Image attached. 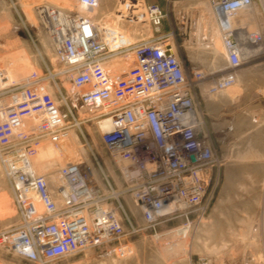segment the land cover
I'll return each mask as SVG.
<instances>
[{"label": "built area", "instance_id": "built-area-1", "mask_svg": "<svg viewBox=\"0 0 264 264\" xmlns=\"http://www.w3.org/2000/svg\"><path fill=\"white\" fill-rule=\"evenodd\" d=\"M68 1L77 11L49 4L35 10L61 64L56 75L70 80L88 115L86 122L94 125L109 154L129 163L121 175L145 222L154 226L176 217L188 219L203 208L214 162L194 92L196 75L200 80L206 76H188L175 46L160 32L166 18L161 6H145L144 15L137 7L120 6L121 21L137 24L146 18L156 34L129 41L86 13L97 11L102 0ZM212 3L226 67L208 91L220 93L236 85L238 70L252 56L251 42L261 37L228 23L249 11L253 0ZM118 59L131 64L114 79L107 66ZM7 77L0 71V163L19 222L0 232V248L43 263L124 237L115 205L121 193L108 180L102 185L87 164L78 159L60 163L55 182L49 174L35 172L40 148L50 144L58 149L74 124L55 101L48 77L36 71L19 80ZM104 124L109 130L101 129Z\"/></svg>", "mask_w": 264, "mask_h": 264}, {"label": "rangeland", "instance_id": "rangeland-1", "mask_svg": "<svg viewBox=\"0 0 264 264\" xmlns=\"http://www.w3.org/2000/svg\"><path fill=\"white\" fill-rule=\"evenodd\" d=\"M40 4L64 11L78 9L68 0H0V71L13 80L33 71L48 77L55 101L74 124L68 137L59 140L58 149L50 144L40 148L35 172L49 174L55 182L60 163L78 159L87 164L102 185L108 180L121 193L115 205L125 236L43 263L0 248V264H264V0H253L252 8L235 19V28L261 39L251 42L248 53L252 56L240 68L247 75H238L236 85L220 93L208 91L221 74L217 72L226 67L223 42L220 35L214 36L219 24L212 0H102L101 7L91 12L100 26L120 30L133 41L156 34L145 17L137 24L121 21L120 6L137 7L143 15L145 6H161L166 18L160 32L168 35L188 76H206L200 80L196 75L194 91L198 111L205 115L204 130L214 158L203 208L188 219L176 217L154 226L145 222L127 192L121 169L129 163L109 154L94 125L86 122L88 115L72 92L70 80L56 75L61 64L48 31L37 20L35 10ZM177 24L183 32H198V39L174 36L169 28L176 29ZM213 44L219 48L218 56L212 53ZM107 69L114 79L120 76ZM18 222L14 195L0 163V232Z\"/></svg>", "mask_w": 264, "mask_h": 264}, {"label": "bare ground", "instance_id": "bare-ground-1", "mask_svg": "<svg viewBox=\"0 0 264 264\" xmlns=\"http://www.w3.org/2000/svg\"><path fill=\"white\" fill-rule=\"evenodd\" d=\"M80 9H81L80 11L83 10L82 8H80ZM86 13L88 14V13H91V12L86 11ZM235 19L236 18H229V20H228V23L231 24L232 27H235V23H236L235 22ZM218 35H220V39L222 40L221 31H220V27L219 26H218V30L217 31H214V36L216 37ZM213 45L214 46H212V48H211L212 53L215 56H218L220 54L219 48L217 46H215V44H213ZM114 61H116V62H114ZM114 61L110 62L111 65L110 66L108 65L107 67L109 68V70H110L111 73L116 74V75H121V72H123V70H127L130 67V64H131L130 62H128L126 60H123V59H118V60H114ZM101 129L103 131L109 130V124L102 125ZM74 144L77 145V141Z\"/></svg>", "mask_w": 264, "mask_h": 264}, {"label": "crops", "instance_id": "crops-1", "mask_svg": "<svg viewBox=\"0 0 264 264\" xmlns=\"http://www.w3.org/2000/svg\"><path fill=\"white\" fill-rule=\"evenodd\" d=\"M175 27H176V29L175 28H172V26H170V28H169V32L170 33H173L174 36H177V34L178 35H185V38H187L186 40H189V41L190 40L196 41L198 39V32H195V31L189 32V33L183 32V30H182L183 27L180 26L179 24H177V26H175ZM176 30L178 31V33H177ZM238 75H239V77L244 78L247 75V70L246 69H239L238 70ZM200 114H201V117L203 119H205V115H204L203 111H201Z\"/></svg>", "mask_w": 264, "mask_h": 264}]
</instances>
